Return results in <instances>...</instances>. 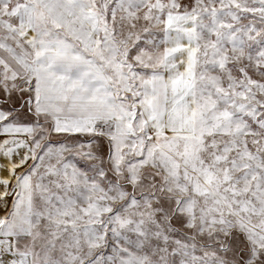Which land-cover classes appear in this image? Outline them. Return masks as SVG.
Here are the masks:
<instances>
[{
    "label": "snow or ice",
    "instance_id": "snow-or-ice-1",
    "mask_svg": "<svg viewBox=\"0 0 264 264\" xmlns=\"http://www.w3.org/2000/svg\"><path fill=\"white\" fill-rule=\"evenodd\" d=\"M0 264H264V0H0Z\"/></svg>",
    "mask_w": 264,
    "mask_h": 264
}]
</instances>
